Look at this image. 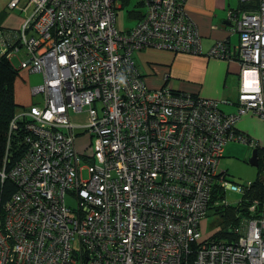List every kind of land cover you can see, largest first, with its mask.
I'll use <instances>...</instances> for the list:
<instances>
[{"label": "built area", "instance_id": "1", "mask_svg": "<svg viewBox=\"0 0 264 264\" xmlns=\"http://www.w3.org/2000/svg\"><path fill=\"white\" fill-rule=\"evenodd\" d=\"M68 1L9 6L30 12L19 28L20 68L52 67L58 76L33 87L43 105L21 112L37 138L12 174L20 189L0 219V264H80L74 252L87 264H191L212 185L236 189L221 177L225 146L259 145L236 124L248 113L264 121V0L231 15L241 32L243 77L237 111L229 114L171 85L151 89L137 68L134 55L149 48L201 54L188 0H143L144 19L125 30L118 24L125 0ZM224 47L218 43L209 56L227 59ZM0 48L10 58L18 51ZM92 124L101 127L87 132L97 163L85 168L76 131ZM70 190L86 203L81 219L66 203ZM77 237L86 245L73 246ZM195 255L192 264H264V218L251 221L238 242L201 244Z\"/></svg>", "mask_w": 264, "mask_h": 264}, {"label": "trees", "instance_id": "2", "mask_svg": "<svg viewBox=\"0 0 264 264\" xmlns=\"http://www.w3.org/2000/svg\"><path fill=\"white\" fill-rule=\"evenodd\" d=\"M5 1H7V10L9 12L16 11L9 8L11 0ZM130 1L131 0H125V5ZM260 2L261 0H243L240 3L238 11H255L258 9ZM136 5V10H132V13L129 15V19L134 23L131 28L138 25L144 19L145 12H147L148 9L143 0H139ZM19 32V28L8 29L0 27V35L1 38H3V40L0 41V47L5 46L8 52L14 51L18 48L17 52L12 53L11 58L8 57L6 53L0 51V219L4 218L6 215L7 204L11 202L12 198L20 189L17 180L12 178V174L19 166L22 159L32 149V141L37 138L28 128V125H30L33 120L27 115L21 114L24 110L27 111L33 103L25 107L19 105L15 99V82L22 71L26 70L16 67L12 63L13 58L19 56L22 61V58L25 56L22 52L24 51V47L19 41ZM136 54L134 55L135 62ZM26 71L30 72L29 70ZM12 122L15 125L14 129L11 128ZM84 133L85 132L78 129L76 131V138L78 135ZM29 138H31V141H28ZM250 138L252 137H249L248 139ZM256 148L258 149L259 164L257 166L258 173L255 180L242 184L239 187V185H236L230 179L229 173L222 170L221 177L224 178V181L235 186L236 189L227 188L218 182L212 185L209 204L197 226L200 232V221L211 212L218 218V226L220 229L213 236L191 245L192 253L189 257L191 264L196 259L195 250L199 245H209L214 242L224 244L238 242L240 238L247 233L251 221H260L264 218V143L262 146L258 145ZM82 157L85 161H82L86 165L85 168L94 166L97 163L91 154L87 157ZM228 191H240L241 199L236 204L228 203L226 201V194ZM68 196L77 200V206L76 208H73L75 211L73 212L75 214L76 212H80V214L76 215L81 219L85 215L82 211L86 206V203L82 201V198L74 190H70L69 193L68 191L66 192V203ZM67 205L72 209L68 203ZM80 243L84 246L86 245V243H82L80 238L77 237L73 246L78 248V244ZM73 257L77 259L80 264H87L85 255L81 256V253L78 254L77 252H74Z\"/></svg>", "mask_w": 264, "mask_h": 264}, {"label": "crops", "instance_id": "3", "mask_svg": "<svg viewBox=\"0 0 264 264\" xmlns=\"http://www.w3.org/2000/svg\"><path fill=\"white\" fill-rule=\"evenodd\" d=\"M241 1L243 0H188V14L197 25L202 52L191 54L149 48L145 50V55L142 54L145 51L137 53V68L148 87L158 89L170 84L177 91L217 101L219 109L226 114L236 112L242 79L241 65L236 54L240 37L238 31L234 30L231 15L242 12L238 11ZM118 5L119 10L126 6L125 1L119 2ZM131 13L132 10L129 15ZM24 19L14 11L9 12L7 1L0 0L1 28H20ZM131 26L120 23L123 30L130 29ZM218 43L225 45L227 59L209 56L210 49ZM250 75L252 74H245V77H251ZM23 76L25 78V75ZM16 102L21 106L27 105L23 100L16 99ZM236 128L258 141L259 145L264 143L261 142L264 136V121L258 116L251 113L243 115Z\"/></svg>", "mask_w": 264, "mask_h": 264}, {"label": "rangeland", "instance_id": "4", "mask_svg": "<svg viewBox=\"0 0 264 264\" xmlns=\"http://www.w3.org/2000/svg\"><path fill=\"white\" fill-rule=\"evenodd\" d=\"M74 1L75 0H69L67 2L68 3L67 5L68 6L71 5ZM104 1L107 2V0H103V3ZM138 1L139 0H131L122 10L118 11L119 25L122 22H124V24L127 27L133 25V22H130L129 20L130 18L129 11L136 10V6H137L136 3ZM14 13L21 15V18H26L27 15L30 14V12L26 14L24 12H19V11H14ZM86 14H88V11H86ZM237 31L240 37L241 32L238 29ZM156 51L158 50L156 49ZM142 54L145 55L146 51ZM21 62L22 61L19 58V56L13 58L12 61V63L16 67H21ZM144 62L146 63V61ZM38 73L31 71L29 73L28 71L23 70L22 76L20 74V76L17 78L15 82V87H14L15 97L16 99L26 101L27 103L26 106L38 102L40 105H43L44 104L43 95L42 94L34 95L33 87L39 86L42 83L43 79L56 78L58 76L57 70L52 67H47L44 70L38 71ZM240 74L241 77H243L242 68ZM23 75H25V78ZM100 129L101 127H99V124L98 125L92 124L91 127L85 128L84 134H80L77 136L76 148L81 156L87 157L89 156L88 154H91L93 152V143H91V141H94V138H92L87 132H90V130L98 132V130ZM263 141H264V136L261 138V142ZM254 149L255 148L248 143L234 142V141L229 142L225 147V155L221 160L220 169L223 171H227L229 173L230 179L233 181V183L239 185V187L242 184L252 182L257 177V173H258L257 167L250 164V159L252 157V153ZM84 162H82V165H85ZM88 176H89L88 170L85 169L83 171V178L87 179ZM240 199H241L240 191L239 192L228 191V193L226 194V201L230 204H236ZM67 203L72 208H76L77 206V200L70 198L69 196L67 198ZM219 229L220 227L218 226V218L210 212L208 216H206L200 221V240L203 241L213 236L215 233L219 231Z\"/></svg>", "mask_w": 264, "mask_h": 264}, {"label": "water", "instance_id": "5", "mask_svg": "<svg viewBox=\"0 0 264 264\" xmlns=\"http://www.w3.org/2000/svg\"><path fill=\"white\" fill-rule=\"evenodd\" d=\"M250 164L253 165V166H256V167L259 164V161H258V149L257 148H255L253 150L252 157L250 159Z\"/></svg>", "mask_w": 264, "mask_h": 264}, {"label": "bare ground", "instance_id": "6", "mask_svg": "<svg viewBox=\"0 0 264 264\" xmlns=\"http://www.w3.org/2000/svg\"><path fill=\"white\" fill-rule=\"evenodd\" d=\"M120 2V1H119ZM118 2V3H119ZM251 76V79L250 80H247V84H252L253 83V81H252V78H253V75H250Z\"/></svg>", "mask_w": 264, "mask_h": 264}]
</instances>
